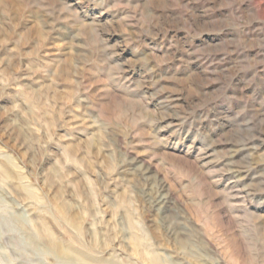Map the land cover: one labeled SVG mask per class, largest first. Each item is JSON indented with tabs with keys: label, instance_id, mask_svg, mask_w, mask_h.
<instances>
[{
	"label": "rangeland",
	"instance_id": "rangeland-1",
	"mask_svg": "<svg viewBox=\"0 0 264 264\" xmlns=\"http://www.w3.org/2000/svg\"><path fill=\"white\" fill-rule=\"evenodd\" d=\"M0 264H264V0H0Z\"/></svg>",
	"mask_w": 264,
	"mask_h": 264
}]
</instances>
